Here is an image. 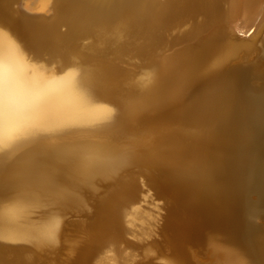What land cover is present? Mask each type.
Segmentation results:
<instances>
[{"label":"bare ground","instance_id":"obj_1","mask_svg":"<svg viewBox=\"0 0 264 264\" xmlns=\"http://www.w3.org/2000/svg\"><path fill=\"white\" fill-rule=\"evenodd\" d=\"M10 1L0 0V192L18 194L0 202V240L40 253L62 223L57 212L33 220L40 198L83 205L80 187L118 175L66 263L89 264L121 237L122 217L139 214L138 185L124 172L133 165L166 199V262L264 264V0H39L52 5L49 20H17ZM109 32L154 53L145 79L119 87L111 61L51 71L25 55V46L75 55L74 39L97 33L105 45ZM247 190L255 196L244 200ZM18 248L0 246V261L19 264Z\"/></svg>","mask_w":264,"mask_h":264},{"label":"rangeland","instance_id":"obj_2","mask_svg":"<svg viewBox=\"0 0 264 264\" xmlns=\"http://www.w3.org/2000/svg\"><path fill=\"white\" fill-rule=\"evenodd\" d=\"M33 5L36 8H34ZM8 11L11 17L16 18L17 20L37 18L49 20L54 15V10L51 3L50 7L47 6L45 8H41L39 0H11L8 3ZM2 27L4 29V26ZM57 29L60 33H63L66 30V27L64 25H59ZM20 31V29L14 30V32H16V36H19L18 34ZM173 31L175 32V30ZM14 32L12 31L11 33H13L15 36ZM109 33L105 36L107 38V42L109 41L108 43L106 42L105 45H101V43L98 42L99 40L96 36L97 33H91L86 36L74 39L71 42L72 50L76 51L78 54L75 53L74 55L69 53V55L68 53H65L64 55H62L63 57H61L60 54L49 55L47 52H40L38 55V53L36 52L35 54L32 49H29L26 46L25 48L24 46H20L22 47V49H25V53L27 52L26 54L24 52L23 53L26 55L28 60H30V62L37 65L41 64V66L43 64V66L45 65V68L51 71H58L64 67L69 68L72 65L77 68L92 67L97 63H105L106 61L107 64L112 62L111 64L115 63L114 66H116V68L118 67V70L115 72L114 77L116 78L117 82H119V87H121L122 85L124 86L125 83L129 80H139L142 79L143 76L145 79L152 71L153 66L151 60L154 53L152 54L151 52L145 51L136 53L135 49L131 48L134 47L133 45L137 44L138 40H135L134 38L129 39V37H127L126 34L123 33ZM14 36L12 37L14 38ZM15 38L18 39V37ZM17 39L16 41H21V44L24 45V43H22L25 42L23 39V41L21 39ZM18 44H20V42ZM115 44L122 45L123 51L119 56H115L113 52V47L115 46ZM130 46L132 47L129 48ZM125 76H128L129 80L125 81V79H123L125 78ZM123 82L125 83L123 84ZM186 128L187 129H185V131L187 133H191L198 130L199 127L189 126ZM1 168L2 166H0V169ZM146 171V168H139L133 165H128L124 168V172H127L129 174L128 176L135 180L134 182L136 186L138 185L137 187L139 189V199L137 203L134 204V207L135 210L139 212V214L135 215V213H131L129 214L131 217H129V215H125L124 217H122L124 219H121L120 222L122 227L121 237L117 240L108 242V246L103 245V247H99L94 256L91 258L92 261L88 262L89 264H97L98 262H103L102 264H169L168 262H166L169 260V256L167 257V246H165L163 237L160 233V228L163 225V222L166 219L165 215L167 214V205L165 203L166 199L160 197L157 193V190L148 183L150 181H148L149 179L145 175ZM117 178L118 175H114L107 179H101L100 177L96 176L94 178V181L88 188L80 187L79 191H74L79 200L81 202L83 201V205H79L76 207L62 202L61 200H53L50 196H43L42 198H40V207H38V209L34 208L32 211V213H34L32 214V218L34 221L42 220L46 216H50L51 213L53 214V212H57L58 215L55 213L56 216H58L57 218L61 217L62 219H60L62 223L60 225L58 240L55 243H52V246L45 245L46 249L43 246L40 253L32 251L34 249L32 248V245L28 243H23V245L22 243H20L19 246V244H8L0 240V246L2 248H12L14 250H16L19 246L18 251L22 253V261H20L19 264H66L68 261L74 260L77 256V250H79V248H82L86 243L85 239L87 240V237L85 235H87V224L92 223L95 219V210L98 199L104 196V194H106L108 190L113 188L114 179ZM263 183L264 180L261 183V187L264 189ZM9 192L10 190L8 189H3L0 192L1 203L9 202V199L12 200L13 197L16 196V193L18 194V191L15 192L11 190V192ZM246 193L254 194L253 192H249L247 190V192H245V194L243 195L244 200H247ZM248 197L251 199L253 198L252 195H249ZM130 207L131 205H126L124 207V210L128 212L130 211ZM46 209H48L49 211L48 214H46ZM38 213L40 215H38ZM55 214H53V216ZM36 218L38 220H35ZM128 218L132 219V225H129V223L126 222ZM144 247L146 248L144 249ZM149 248L150 253L148 252L147 254H144L145 250ZM151 250L155 251L153 252ZM164 253L166 254V258L164 257ZM0 264L13 263H10V261H0ZM203 264L208 263L203 262Z\"/></svg>","mask_w":264,"mask_h":264},{"label":"water","instance_id":"obj_3","mask_svg":"<svg viewBox=\"0 0 264 264\" xmlns=\"http://www.w3.org/2000/svg\"><path fill=\"white\" fill-rule=\"evenodd\" d=\"M256 20L253 22V25L255 24Z\"/></svg>","mask_w":264,"mask_h":264}]
</instances>
